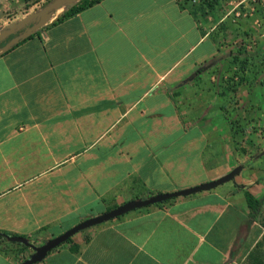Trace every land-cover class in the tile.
<instances>
[{"label": "crops", "instance_id": "0c3cea01", "mask_svg": "<svg viewBox=\"0 0 264 264\" xmlns=\"http://www.w3.org/2000/svg\"><path fill=\"white\" fill-rule=\"evenodd\" d=\"M46 1L0 0V29ZM251 6L233 12L238 19L226 13L223 34L221 18L193 14L181 0H100L58 24L52 17L0 55V230L39 246L130 200L240 166L213 189L80 231L37 264L242 262L264 239L255 175L264 154H238L244 140L232 129L246 118L248 86L234 61L251 68L264 56ZM256 16L262 24L264 7ZM252 43L260 47L251 52ZM246 191L261 201L255 218ZM32 252L0 249V264Z\"/></svg>", "mask_w": 264, "mask_h": 264}, {"label": "water", "instance_id": "95a60500", "mask_svg": "<svg viewBox=\"0 0 264 264\" xmlns=\"http://www.w3.org/2000/svg\"><path fill=\"white\" fill-rule=\"evenodd\" d=\"M79 1L80 0H51L50 2L43 5L38 11H33L32 13L23 17L21 20L17 22L9 23L3 29H0V55L6 53L10 48L17 45L22 40L29 38L34 33H36L37 30H39L45 24H47V22L55 15L56 11L64 7L65 10H67L69 7L75 5ZM55 18L56 16L52 20H54ZM19 31L22 32L16 34ZM14 34L16 35L12 36L7 42L1 45V43L4 40H6L8 37ZM240 171H241V167L238 166L228 174L218 179L206 183H202L194 187L181 189L171 193L156 194L149 196L145 199L130 200L111 210L105 211L99 215L87 218L77 223L73 227L64 231L62 234L48 239L45 243L39 246H35L31 244L27 238L21 236L8 235L7 240L12 243L23 244L27 247H30L33 250L32 254L27 259H25L21 264H37L38 262H41L50 251L63 244L69 238H71L80 231L104 223L106 221L119 217L127 212H130L138 208L146 207L157 203H162L168 199H172L175 197L187 196L196 192L213 189L220 184L233 180V178L236 175H238Z\"/></svg>", "mask_w": 264, "mask_h": 264}, {"label": "rangeland", "instance_id": "374dc122", "mask_svg": "<svg viewBox=\"0 0 264 264\" xmlns=\"http://www.w3.org/2000/svg\"><path fill=\"white\" fill-rule=\"evenodd\" d=\"M262 5H264V3ZM245 9H249V0H225L223 8L217 9L214 13H209L208 15H211L213 17L216 16V19L218 18V20L221 18L222 21L219 23V25L220 24L225 25L224 23H225L226 13L229 12L235 13V11H240L241 13H243ZM63 10H65V7L56 11L55 15L62 12ZM24 12L25 11H22V14L25 15ZM234 13L230 15L238 19L237 15H235ZM208 15H201V16H208ZM226 17L230 18L231 16H226ZM246 17L252 18L251 23L254 24L257 29H260V31L264 30L263 29L264 21L261 24V20L259 19L258 16H256V12L253 13V11H251V13H249ZM218 33H220V29H218ZM252 44L254 45L251 46L252 47L250 50L251 52L260 47L259 45L257 46V44L255 43ZM263 61H264V56L257 59L256 62L251 63L250 64L251 66L254 65L251 68L250 66L245 64L244 65L245 68L243 69L244 71L246 70L245 72L246 77L248 76L247 78L248 86L246 88L247 99H245L244 102L245 105L241 108L242 112L246 110V113L244 115L246 118L244 120H238V121L234 120V123L232 124L233 133L237 135H241L240 137L243 138L244 140L243 142H241L239 141L240 139H238V141H236L235 144L238 147L237 153L241 154L243 157L247 155H255L256 153L260 156L264 154V69H263L264 62ZM235 66L238 69V67L241 66V64L238 63L235 64ZM232 81L231 82L235 84L236 81H238V79L235 80V78L233 77ZM232 98H233L232 104L231 105L226 104L228 106L226 110L228 114L232 113L233 110L231 111V108H233V106H235V104L237 103L236 101H238V99H236L237 97L235 94H233ZM260 162H261L260 165L264 167V158H260ZM259 171L260 172H256L255 175L263 177V180L261 182L264 185V169L262 171L261 170ZM259 222L264 229V214L261 215V219ZM259 245H261L259 248L260 252H262L264 255V239L262 242L259 243ZM247 256L242 262L238 264H250L247 261Z\"/></svg>", "mask_w": 264, "mask_h": 264}, {"label": "trees", "instance_id": "16d2710c", "mask_svg": "<svg viewBox=\"0 0 264 264\" xmlns=\"http://www.w3.org/2000/svg\"><path fill=\"white\" fill-rule=\"evenodd\" d=\"M50 1L51 0H47L43 5H45L46 3L50 2ZM224 1L225 0H181V5L183 7H187L189 9V11L193 14L196 11H200V13L202 15H208L209 13H214L217 9L223 8ZM98 2H100V0H80L75 5L69 7L67 10L59 13L56 16V18L54 20H52L51 24H53V25L58 24V23L64 21L65 19H68V18L76 15L77 13L93 6L94 4H96ZM250 3L252 4L251 7L254 8V12H256L258 7H260V6L264 7V5H262L264 3V1H261V0H256L254 2L252 0H250ZM262 20H264V19H262ZM224 26L225 25H223V24L218 25V29L222 30L223 34H224V29H225ZM40 30H41V28L39 30H37V32L35 34H37ZM216 34L218 35L217 32H216ZM224 37L225 36H222V38H224ZM8 40H9V38L4 40L1 43V45H3ZM15 46H13V47H15ZM12 48H10V49H12ZM237 63L241 64V66H239V69L243 70L245 67L244 65L247 64V61H239L238 62L237 60H235L234 64H237ZM242 64H244V65H242ZM245 199H246V203H247V206L249 208V211H250V216L255 218L258 215V212L261 208V201L259 199L254 198L247 191L245 192ZM7 236H8L7 233L0 230V249L1 250H4L10 246L19 247L20 249H27V246H25L23 244L9 242L7 240ZM68 240H70V238ZM260 246L261 245H259V244L256 245L255 248L252 249L248 253L247 261L250 264H264V255L262 252H260V249H259Z\"/></svg>", "mask_w": 264, "mask_h": 264}, {"label": "flooded vegetation", "instance_id": "af4514ba", "mask_svg": "<svg viewBox=\"0 0 264 264\" xmlns=\"http://www.w3.org/2000/svg\"><path fill=\"white\" fill-rule=\"evenodd\" d=\"M20 32H22V31H19V32H17L16 34H19ZM16 34H14V35H11L10 37H8L9 39L12 37V36H15Z\"/></svg>", "mask_w": 264, "mask_h": 264}, {"label": "built area", "instance_id": "2783aa9c", "mask_svg": "<svg viewBox=\"0 0 264 264\" xmlns=\"http://www.w3.org/2000/svg\"><path fill=\"white\" fill-rule=\"evenodd\" d=\"M253 2L256 1V0H252ZM261 1H264V0H261ZM253 11V9L250 10V12ZM56 15H54L53 17H55Z\"/></svg>", "mask_w": 264, "mask_h": 264}]
</instances>
